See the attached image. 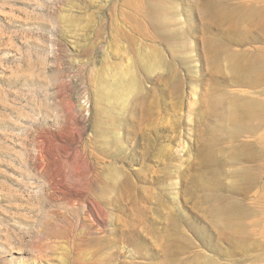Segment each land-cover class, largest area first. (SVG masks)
<instances>
[{"label":"rangeland","instance_id":"1","mask_svg":"<svg viewBox=\"0 0 264 264\" xmlns=\"http://www.w3.org/2000/svg\"><path fill=\"white\" fill-rule=\"evenodd\" d=\"M0 245L264 264V0H0Z\"/></svg>","mask_w":264,"mask_h":264},{"label":"bare ground","instance_id":"2","mask_svg":"<svg viewBox=\"0 0 264 264\" xmlns=\"http://www.w3.org/2000/svg\"><path fill=\"white\" fill-rule=\"evenodd\" d=\"M41 142V140H40ZM23 146V145H22ZM13 153V152H12ZM47 156H48V151H47V147L44 144L39 145V155H35L33 157V164H34V169H36L39 173V179H42L43 182V190L46 191L48 185L52 182L51 181V177H50V173H49V165L47 163ZM32 157V156H31ZM30 159V158H28ZM36 171V172H37ZM31 177V176H30ZM38 177V176H37ZM16 178V177H15ZM35 180V179H34ZM34 187L31 186V189H33ZM46 193V192H45ZM43 193V194H45ZM11 196V195H10ZM31 196V195H30ZM47 197V196H45ZM46 200V199H45ZM20 217V216H19ZM41 226L43 230H47V222H48V212L46 209L43 210L42 212V219H41ZM10 224V223H9ZM35 226V224H34ZM24 228V227H23ZM42 230V231H43ZM41 232V231H40ZM2 245H0V249ZM5 249V248H4ZM38 257H36L37 259L32 263V264H38V262H43V258H42V252L41 250H39ZM44 264V263H41Z\"/></svg>","mask_w":264,"mask_h":264}]
</instances>
